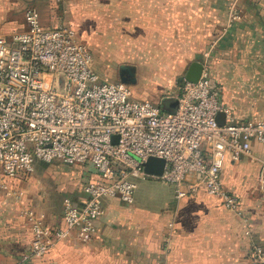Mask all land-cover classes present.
<instances>
[{
	"label": "built area",
	"instance_id": "built-area-1",
	"mask_svg": "<svg viewBox=\"0 0 264 264\" xmlns=\"http://www.w3.org/2000/svg\"><path fill=\"white\" fill-rule=\"evenodd\" d=\"M24 19L25 30L0 36V193L20 202V184L39 163L88 165L102 178L83 185L80 204L66 200L61 228L24 210L33 234L26 260L44 257L73 234L92 241L104 201L133 204L135 179L172 185L177 202L207 195L242 213L223 169L228 160L250 157L254 142L264 144V119L237 118L207 63L197 83L184 81L177 110L163 112L136 98L131 85L104 78L72 26L45 27L33 6ZM151 157L165 160L162 176L145 173ZM252 260L264 264V246L254 247Z\"/></svg>",
	"mask_w": 264,
	"mask_h": 264
},
{
	"label": "rangeland",
	"instance_id": "rangeland-1",
	"mask_svg": "<svg viewBox=\"0 0 264 264\" xmlns=\"http://www.w3.org/2000/svg\"><path fill=\"white\" fill-rule=\"evenodd\" d=\"M24 7L16 11L17 20H0V36L25 30ZM74 7L77 13L66 23L89 46L95 69L119 81L125 71L121 67H130L136 98L161 97L155 104L171 112L170 104L188 71L182 69V60L201 62L208 64L223 89L224 103L237 118L264 119V0H184L183 4L171 0L169 16L154 15V29L147 27L145 12L132 16L115 11L122 8L120 4H113L110 11H100L97 1H75ZM85 179L81 166L55 163L38 170L20 187V202L2 193L0 199L60 221L66 200L82 189ZM147 180L152 190L135 192L141 203L163 193L159 181Z\"/></svg>",
	"mask_w": 264,
	"mask_h": 264
},
{
	"label": "crops",
	"instance_id": "crops-1",
	"mask_svg": "<svg viewBox=\"0 0 264 264\" xmlns=\"http://www.w3.org/2000/svg\"><path fill=\"white\" fill-rule=\"evenodd\" d=\"M75 1H97L100 11H110L113 4H120L122 8L115 11L129 12L132 16L145 12L148 15L147 27L152 29L155 28L154 15L165 17L171 11V0H64L61 4L56 0H0V20H17L16 11L23 10L28 4L24 13L30 6L37 8L45 27L67 24L72 14L77 13ZM182 53L186 51L182 50ZM191 64L182 60V69L188 67L189 70ZM161 99L152 96L148 101L155 104ZM46 166L49 165L37 164L35 173ZM78 166L86 170L84 184L102 179L93 167ZM263 167L264 144L257 142L253 143L250 157L239 162L228 160L224 166V185L242 198L241 214L226 209L219 198L207 195L177 202L174 187L157 180L163 186V193L151 196L143 203L137 197L131 205L116 199L104 201L98 232L92 241L83 243L77 234H73L59 241L44 257L29 260L25 257L33 234L23 214L25 209L2 197L0 264H254V247L264 246ZM134 181L137 191L148 187L152 190L148 180ZM26 182L23 181L20 187ZM71 198L80 204L85 198L83 187ZM38 216L53 227L64 226L63 216L60 221Z\"/></svg>",
	"mask_w": 264,
	"mask_h": 264
},
{
	"label": "water",
	"instance_id": "water-1",
	"mask_svg": "<svg viewBox=\"0 0 264 264\" xmlns=\"http://www.w3.org/2000/svg\"><path fill=\"white\" fill-rule=\"evenodd\" d=\"M204 69V66L200 62H194L191 64L187 74H186V80L192 83H197L202 75V71ZM121 70H125L129 74V78H126L123 75V72L120 73V80L121 82L125 84H134L136 82V78H134V73L132 72V69L128 66H122ZM170 108L172 111H176L178 108V100L174 98L170 104ZM218 123L220 125H224L225 123V114L221 113L219 114ZM115 141H117V137L115 138ZM165 169V160L160 158L151 157L145 164H144V171L147 175L152 177H160L164 173Z\"/></svg>",
	"mask_w": 264,
	"mask_h": 264
},
{
	"label": "flooded vegetation",
	"instance_id": "flooded-vegetation-1",
	"mask_svg": "<svg viewBox=\"0 0 264 264\" xmlns=\"http://www.w3.org/2000/svg\"><path fill=\"white\" fill-rule=\"evenodd\" d=\"M123 75H124L126 78H129V77H130L129 74H128V72L126 73V71L123 72ZM119 77H120V74H119ZM129 79H130V78H129Z\"/></svg>",
	"mask_w": 264,
	"mask_h": 264
}]
</instances>
